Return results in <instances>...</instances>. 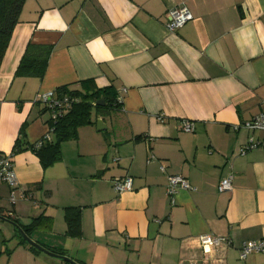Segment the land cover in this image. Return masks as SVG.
Here are the masks:
<instances>
[{
	"label": "crops",
	"instance_id": "1",
	"mask_svg": "<svg viewBox=\"0 0 264 264\" xmlns=\"http://www.w3.org/2000/svg\"><path fill=\"white\" fill-rule=\"evenodd\" d=\"M178 5L193 19L170 33ZM28 43L52 47L41 79L15 75ZM86 79L117 89L121 123L102 117L105 133L97 116L45 168L34 148L50 132L39 97ZM261 112L264 0H26L0 66V152L18 180L0 182V264H71L18 234L14 220L40 216L50 220L32 240L79 264H264V253L239 257L243 242L264 238V149L240 154L264 138L246 127ZM229 173L232 190L218 192ZM173 174L193 189L168 196ZM125 176L132 189L118 194L113 180ZM70 207L78 237L67 233ZM203 235L224 239L206 251Z\"/></svg>",
	"mask_w": 264,
	"mask_h": 264
},
{
	"label": "trees",
	"instance_id": "2",
	"mask_svg": "<svg viewBox=\"0 0 264 264\" xmlns=\"http://www.w3.org/2000/svg\"><path fill=\"white\" fill-rule=\"evenodd\" d=\"M25 1L0 0V66ZM51 51V46L28 43L15 75L41 79L46 72ZM52 98L60 103L59 109L55 106L56 109L51 111L42 106L48 112L49 134H52L53 138L50 137V140L35 149L40 163L45 168L60 160L62 142L77 139L81 127L95 124L96 117L102 116L103 110H118L122 102V97L114 86L97 87L92 79L81 80L78 88L72 85L60 86L52 92ZM99 101L104 104H98ZM65 219L67 233L78 237L81 234L79 209L67 208ZM49 220L47 216H40L33 219L29 225H20L15 220L14 224L28 234Z\"/></svg>",
	"mask_w": 264,
	"mask_h": 264
},
{
	"label": "built area",
	"instance_id": "3",
	"mask_svg": "<svg viewBox=\"0 0 264 264\" xmlns=\"http://www.w3.org/2000/svg\"><path fill=\"white\" fill-rule=\"evenodd\" d=\"M193 19V14L186 5H178L171 8L168 11V19L166 21V27L170 33L176 32L178 29L182 28L186 23ZM66 101V100H65ZM39 102L46 106L49 110L53 111L56 107L59 109V102L52 98V92L47 94H42L39 97ZM56 106V107H55ZM60 111V110H59ZM58 111V112H59ZM161 120L162 118L159 117ZM246 127L251 130H257L264 133V112L256 115L250 122L246 124ZM194 129V123L188 120L182 122V130L184 132H192ZM50 140V134L47 133L39 141L34 144V148H40L45 141ZM254 148L264 149V138L260 140H255L250 138L248 144L242 148L240 154L244 155L247 150ZM0 182L8 184L12 188L18 186L17 176L14 170L12 156L9 153L0 152ZM233 175L231 173L222 177L218 184V192H228L233 188ZM133 180L130 176L115 178L113 180V189L118 194L129 191L132 189ZM193 187L190 185L189 181L177 174L168 176V183L166 185V194L173 198L180 190H190ZM27 194L22 193L21 198L25 199ZM11 202H15V198H10ZM224 238L214 237L211 235H203L199 237V242L202 248L206 251L212 246L218 244ZM251 253H264V238L258 240H251L243 242L240 247L239 257L240 259H245Z\"/></svg>",
	"mask_w": 264,
	"mask_h": 264
},
{
	"label": "water",
	"instance_id": "4",
	"mask_svg": "<svg viewBox=\"0 0 264 264\" xmlns=\"http://www.w3.org/2000/svg\"><path fill=\"white\" fill-rule=\"evenodd\" d=\"M98 104H104L103 102H98ZM102 125V122L100 120V118H98V121H97V129L98 130H103L104 128H106V125L103 124V127L101 126ZM17 231H18V234L30 245H33L35 246L36 248L46 252L47 254L51 255V256H54L56 258H59V259H62L64 261H68L70 262L71 264H79L77 262H75L73 259L67 257V256H64V255H61V254H57V253H53V252H50L49 250L43 248L42 246H40L39 244H37L34 240H32V238L26 233L24 232V230L21 228V227H17Z\"/></svg>",
	"mask_w": 264,
	"mask_h": 264
},
{
	"label": "rangeland",
	"instance_id": "5",
	"mask_svg": "<svg viewBox=\"0 0 264 264\" xmlns=\"http://www.w3.org/2000/svg\"><path fill=\"white\" fill-rule=\"evenodd\" d=\"M105 118L107 121H109V124H114V126L118 127L120 125L119 115L117 110H103L102 116H98L100 118L102 124H106L105 121H103V118ZM98 121V119H97ZM105 133L107 132V129L103 130Z\"/></svg>",
	"mask_w": 264,
	"mask_h": 264
}]
</instances>
